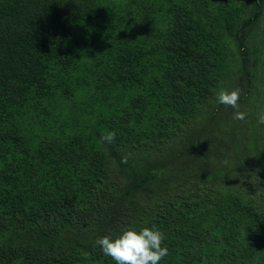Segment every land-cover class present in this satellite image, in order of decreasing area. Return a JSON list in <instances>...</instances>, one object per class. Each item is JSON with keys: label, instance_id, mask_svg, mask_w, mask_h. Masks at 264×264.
<instances>
[{"label": "trees", "instance_id": "trees-1", "mask_svg": "<svg viewBox=\"0 0 264 264\" xmlns=\"http://www.w3.org/2000/svg\"><path fill=\"white\" fill-rule=\"evenodd\" d=\"M263 13L0 0V264H115L96 239L129 224L165 233L159 264H264Z\"/></svg>", "mask_w": 264, "mask_h": 264}, {"label": "clouds", "instance_id": "clouds-1", "mask_svg": "<svg viewBox=\"0 0 264 264\" xmlns=\"http://www.w3.org/2000/svg\"><path fill=\"white\" fill-rule=\"evenodd\" d=\"M240 98L239 89L231 92L221 91L217 95L220 104L237 107ZM236 119H243V113H236ZM264 122V121H262ZM115 133L102 137L111 142ZM165 233L155 225L136 227L125 226L117 235H105L96 239V244L105 256H109L115 264H159L169 254L165 243Z\"/></svg>", "mask_w": 264, "mask_h": 264}, {"label": "rangeland", "instance_id": "rangeland-1", "mask_svg": "<svg viewBox=\"0 0 264 264\" xmlns=\"http://www.w3.org/2000/svg\"><path fill=\"white\" fill-rule=\"evenodd\" d=\"M258 29H259L258 30V34H256V36H255L254 48H255V45H256V47L259 46L260 50H258V47H257V52L255 54V57L253 56V58L259 60L264 65V13H263L262 18L259 21ZM233 48H234V50L236 48L234 44H233ZM237 65H238V61H236V60L233 61L232 60V66L234 67V69H236ZM255 69L256 68H254V71H255ZM263 72H264V66L262 67V72L261 73H263ZM255 77H256L257 81H259L258 85L261 86V87H259L258 95L260 94L261 107L264 109V91H263L264 77H262L261 74L258 75V76H255ZM237 80H240V78L238 77L237 73L234 72V74L231 75L228 78V81L226 82L227 86H226V90L225 91H227V92L233 91L234 87H236V85H238V84H235V82Z\"/></svg>", "mask_w": 264, "mask_h": 264}]
</instances>
